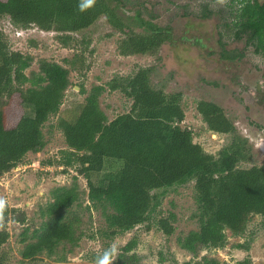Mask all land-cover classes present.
<instances>
[{
    "label": "trees",
    "instance_id": "1",
    "mask_svg": "<svg viewBox=\"0 0 264 264\" xmlns=\"http://www.w3.org/2000/svg\"><path fill=\"white\" fill-rule=\"evenodd\" d=\"M231 1L237 5L232 19L234 36L246 35V43L264 54V0ZM124 6L123 0H0V19L6 17L21 29L53 31L65 47L83 43L81 54L68 62L74 67L79 61L80 70L89 40H79L74 34L101 16L122 33L118 45L121 55L156 54L169 40L170 30L144 19L138 9L133 15L121 16L119 9ZM30 64L31 57L13 50L0 29V176L17 167L28 152L44 146L42 127L59 111L70 85V70L59 62L41 59L39 71L26 74ZM151 72L152 67L140 66L130 75L107 81L110 91H121L131 100L129 110L112 120L98 101L105 87L92 86L75 116L59 118L67 149L60 151L57 163L74 166L86 180L89 199L111 207L107 223L112 234L132 230L148 220L164 234H172L171 218L152 216L159 203L153 192L194 180L199 228L181 239L182 246L194 253L200 248H221L227 240L226 230L242 234L252 214L264 220V160L239 167L248 156V148L238 135L217 154L205 152L193 141V131L182 125L181 94L153 86ZM28 107L32 115L26 113ZM196 109L211 132L234 131L232 122L214 102L200 100ZM110 163L116 166L110 169ZM77 199V183L53 190V201L46 208L48 218L33 240L25 243L18 264H40L43 252L52 253L60 242L74 239L63 212ZM15 212L8 205L0 211V250L9 238L4 222ZM15 216L24 219L22 212ZM133 245L134 241L127 242L114 264H138L135 254L127 256ZM248 245V241L237 244L246 250ZM0 264H9L4 252H0ZM181 264L219 262L204 256ZM236 264L252 261L247 255Z\"/></svg>",
    "mask_w": 264,
    "mask_h": 264
},
{
    "label": "rangeland",
    "instance_id": "2",
    "mask_svg": "<svg viewBox=\"0 0 264 264\" xmlns=\"http://www.w3.org/2000/svg\"><path fill=\"white\" fill-rule=\"evenodd\" d=\"M123 3L124 8L119 9L121 16L133 15L138 9L144 19L168 28L169 40L156 54L121 55L118 45L122 33L101 16L93 25L74 34L79 40L81 37L89 40L83 51L84 66L80 70L79 61L74 67L68 62L74 55L81 54L83 43L65 47L53 31L36 27L21 29L6 17L0 19V29L7 35L11 48L31 57L26 74L38 72L41 59L57 61L70 70V85L59 111L42 127L44 146L28 152L17 167L0 176V199L16 210L15 215L24 213L23 220L10 214L4 222L9 238L0 252L6 254L9 264H18L25 243L33 240V234L48 218L46 208L53 201V190L77 183L78 199L63 212L64 221L72 226L74 239L60 242L52 253L43 252L40 264H96L97 258L115 244L118 251L113 258L114 264L129 241H134V245L127 256L135 254L138 264H181L188 260L200 261L204 256L216 259L219 264H236L247 255L252 264H262L264 220L254 214L249 217L242 234L234 235L226 230L227 240L221 248H200L197 253L183 248L181 239L199 228V203L192 179L153 192L159 203L152 216L171 218L172 234H164L149 220L132 230L112 234L107 223L111 207L89 199L86 180L74 166L57 163L61 158L60 151L67 149L58 126L59 118L75 116L94 85L105 87L98 101L109 120L128 111L130 98L121 91H110L106 83L114 76L130 75L140 66L152 67L153 86L181 94L185 113L182 125L193 131V141L205 152L217 154L234 135H238L245 139L248 148V156L239 167L258 165L264 160V101L261 103L256 93H242L238 88L241 81L251 88L257 80L264 81V55L246 43V35L234 36L232 19L236 2L123 0ZM124 10L128 12L124 13ZM225 54L229 58L223 57ZM200 100L219 105L232 122L234 131L227 134L211 132L196 109ZM253 101H258L259 105L252 104ZM26 113L32 115L30 107ZM115 166L116 163H110L108 168ZM245 241L249 242L248 250L237 246Z\"/></svg>",
    "mask_w": 264,
    "mask_h": 264
},
{
    "label": "clouds",
    "instance_id": "3",
    "mask_svg": "<svg viewBox=\"0 0 264 264\" xmlns=\"http://www.w3.org/2000/svg\"><path fill=\"white\" fill-rule=\"evenodd\" d=\"M84 5H81V8L83 9ZM6 201L3 199H0V211H3L6 207ZM118 251V248L115 244L110 246L108 249H106L102 255V257H98L96 260V264H112L113 258L116 256Z\"/></svg>",
    "mask_w": 264,
    "mask_h": 264
},
{
    "label": "flooded vegetation",
    "instance_id": "4",
    "mask_svg": "<svg viewBox=\"0 0 264 264\" xmlns=\"http://www.w3.org/2000/svg\"><path fill=\"white\" fill-rule=\"evenodd\" d=\"M260 54H262V53H260ZM264 55V54H263ZM223 57H225L224 55H223ZM235 57H237L236 55H235ZM225 58H229V56L227 57H225ZM246 84L243 82V81H241V82H239V84H238V88H239V90L241 89L242 90V93H243V91H245L246 93H256L257 94V97H258V99H259V101L262 103L263 101H264V91H263V88H264V81L262 82L261 80H257V83H256V85H254V87L253 88H251V87H246L245 86ZM252 90V92H249V91H251ZM259 97H261V98H259ZM252 104H257V105H259L258 104V101H253L252 102ZM262 106V105H261Z\"/></svg>",
    "mask_w": 264,
    "mask_h": 264
}]
</instances>
